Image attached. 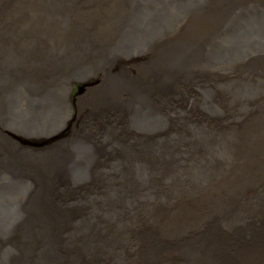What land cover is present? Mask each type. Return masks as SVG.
I'll return each mask as SVG.
<instances>
[{
  "label": "bare ground",
  "instance_id": "1",
  "mask_svg": "<svg viewBox=\"0 0 264 264\" xmlns=\"http://www.w3.org/2000/svg\"><path fill=\"white\" fill-rule=\"evenodd\" d=\"M207 3L202 10L179 12L183 19L194 16L144 46L138 43L146 31L139 23L143 0L102 3L111 29L126 38L122 42L129 39L140 57L132 70L115 60L114 70L99 66L110 64L103 47L114 36L107 34L106 24L84 47L85 59L95 61L86 64L83 79L96 71L101 74L96 84L104 87L98 97L89 92L86 102L114 122L109 137L97 132L87 140L105 136L104 146L116 149L110 157L115 163L102 165L97 180L86 187L93 195L82 209L94 211H87L82 237L72 246L58 233L60 218H66L53 204L20 211L21 225L33 237L16 222L10 231L15 211L8 199L0 201V246L7 243L0 264H264V24L248 36L232 30V16L264 8V0ZM82 8L86 14L78 20L88 23L89 8ZM167 13L160 14L159 26ZM73 37L65 39L71 43ZM78 42L79 37L71 45ZM15 50L25 58L23 49ZM79 143L85 153L68 160L61 155L57 166L30 162L33 179L52 181L43 169L62 168L66 160L68 166L85 164L86 177L89 161L83 156L89 148ZM107 156L104 150L99 159ZM26 162L19 159L18 172H26ZM72 178L79 182L78 176ZM3 182L0 175V192ZM226 214L248 224L211 246L214 222ZM81 217L65 222L68 226ZM10 233L15 237L11 234L8 242Z\"/></svg>",
  "mask_w": 264,
  "mask_h": 264
},
{
  "label": "rangeland",
  "instance_id": "2",
  "mask_svg": "<svg viewBox=\"0 0 264 264\" xmlns=\"http://www.w3.org/2000/svg\"><path fill=\"white\" fill-rule=\"evenodd\" d=\"M113 1L117 0H0V175L4 177V191L0 192V199H3L0 201L5 199L7 204L8 199L12 204V211H15L10 231L16 222L28 232L21 225L20 211L53 204L65 214L66 219L60 218L63 228L58 233L64 234L67 245L76 244L82 237L80 228L87 217V211L90 210L83 211L82 207L91 202L93 195L86 187L94 183L93 179L97 180L95 173L102 165L115 163V158L110 157L111 154H116V149L104 146L105 136L97 138L103 141L101 144L96 142L97 139L91 143L87 140L91 134L97 132L107 133L109 137L113 134L114 122L107 114L86 102L89 92L98 97L103 94L104 87L102 86V89L100 83V86L96 84L99 82L97 79H101V74L96 71L83 79L87 71L86 64L95 61L85 59L84 47L95 41L93 32L106 24L105 31L114 36L103 47L110 64L99 63V66L114 70L115 60L125 70H132L140 58L134 54L137 51L129 39L122 42L121 40L125 41L126 38L120 35V31L111 29V20L102 3ZM207 1L143 0L144 8L141 9L139 23L146 31L140 35L142 39L138 42L139 45L144 46L147 39L162 33L163 37H166L165 34L172 25L179 24L178 29L182 28L185 25L182 20H191L189 18L194 14L183 19L185 14L179 12L194 6L201 7L202 10L208 4ZM83 6L89 8L91 21L88 23L78 20L86 14ZM166 12L168 13L165 15L164 24L159 26L158 18ZM153 13L159 15L155 16ZM243 14L232 16V30L235 29L234 32L239 36H248L260 28L259 25L264 24V8L255 9L247 16ZM150 24L154 25L156 30L149 28ZM67 35L74 36L71 43L79 37L77 46H72L65 39ZM229 36L218 40V45ZM255 37L262 38L257 33ZM216 38L215 35L208 45ZM16 48L24 50L25 58L15 50ZM92 87L95 89L90 91ZM109 110L113 111V105ZM103 119L107 121L102 122ZM79 142L85 143L89 148L88 154L83 156L89 161L86 177L82 174L85 164L72 167L68 166L67 162L70 157H75V154L85 153L84 146ZM104 150L108 156L106 159H99L104 158L101 157ZM51 154L54 156L49 157ZM61 155L69 157L62 168L43 169L54 177L52 181L41 182L33 179L34 171L30 162L38 166H57ZM19 159L27 161L26 172H18ZM73 175L80 178L79 182L74 183ZM62 177H66L67 181H63ZM3 209L0 208V213ZM80 216L82 217L79 220L67 226L65 221ZM91 218L92 215L89 219ZM246 224L248 222L232 214L215 220L211 246L215 241L221 244L222 241L226 242L234 236L236 226ZM11 234L14 233L8 235V242L12 239ZM73 235H76V238H73ZM6 244L2 242L0 250ZM35 253L36 249L33 257Z\"/></svg>",
  "mask_w": 264,
  "mask_h": 264
},
{
  "label": "water",
  "instance_id": "3",
  "mask_svg": "<svg viewBox=\"0 0 264 264\" xmlns=\"http://www.w3.org/2000/svg\"><path fill=\"white\" fill-rule=\"evenodd\" d=\"M75 156H77V154H75ZM73 167V166H72Z\"/></svg>",
  "mask_w": 264,
  "mask_h": 264
}]
</instances>
